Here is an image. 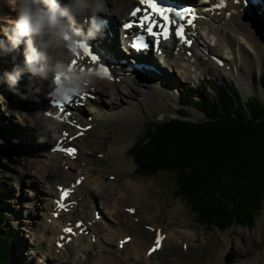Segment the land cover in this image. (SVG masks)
I'll return each instance as SVG.
<instances>
[{
  "label": "rangeland",
  "instance_id": "rangeland-1",
  "mask_svg": "<svg viewBox=\"0 0 264 264\" xmlns=\"http://www.w3.org/2000/svg\"><path fill=\"white\" fill-rule=\"evenodd\" d=\"M9 10L11 11L4 0H0V20L5 22L15 21V19L17 18V13L16 16L12 15L10 14ZM256 15V22H258L259 28L264 31V20L261 18V16H259V14L256 13ZM5 22L0 23V29H2L0 30V39H6V37L4 36V29L12 27V23L6 25ZM119 25L120 24H118L116 27V33H118ZM251 32L255 31L251 29ZM202 33L203 38L208 42V46L210 45L212 49H215L216 45L218 44V37L212 35L208 39L206 35L207 31L203 30L200 32V34L202 35ZM113 35L117 38L116 34ZM243 36H246L248 38L253 37L250 34V29L244 25L240 27L235 34H230V45L234 46L235 44H237L235 42H238L239 39L244 40ZM261 36L262 40H264V32L261 33ZM256 37L258 36L256 35ZM118 38H122L121 34H119ZM118 46L120 47V53L122 50V58H125L126 62L129 59L131 61L133 57H130L129 53H127L126 51H123L124 48L121 44ZM23 51L24 45L22 44L16 52H14L7 58V62L0 61V212H5L8 216L6 218L8 220V232L12 241V245L14 247V263L42 264L43 260L41 259L43 258L44 254L50 252L53 253V255L50 257H55L57 260L52 259L55 262L52 263L51 261L48 264H96V262L101 264H114L115 262L116 264H123V260L127 261L130 259H133L134 261L130 260V262L126 264H134V262H136L137 264H146L143 261L136 260L137 257L136 254H134L135 252L132 248H128L131 250L130 253L128 252L129 256L124 259L121 258L122 261L113 260L115 256L112 253L117 246H115V241H117L118 239L117 234L121 233L122 229H127L134 236V240H132V242L138 243L139 239L137 238V233L134 232L137 226L136 224H134L135 222L132 221L130 223H125V225H122L121 228H119L113 221V217L105 214L108 212H106V210L102 208L101 209L104 210V212L100 209L99 210L102 211L106 215V218L110 221V223L103 222L102 225H99L100 223H97L95 225L96 231L94 232V234L98 233L100 235V239L97 243L102 247V249L100 252L96 253V257L95 250L83 249L82 247H79L80 243H77L78 249L75 248L73 254L75 253L76 255H79L81 257L80 260H77V262L79 261L78 263L72 261L66 254H60L58 252L59 254L56 255V249L37 247L34 242L36 236L31 233L29 234L28 232H25L23 230V222L29 220L31 216L32 220L35 213L43 222L42 219L45 213L44 207L52 202L50 199V194L48 193L46 195L45 193L46 190L44 188V184L37 181L36 179H33V176L29 175L28 171L33 172L40 165V163L44 161L42 159L43 157L46 158L47 156H49V154L51 155V149L49 148L50 151L47 152L45 143L49 144L50 146L51 144H53V142H56L58 140L62 131L69 132L65 126H60V134L58 136L43 140V142L42 137L29 132V127H27L26 123L23 122V119H25V113L31 114L36 110L41 109V101L43 100V97H45V95L40 94V88H33L30 85L26 87L28 83L26 78H22L20 80L19 84L16 86L15 92H9L7 90L6 78H4L3 74L7 71H10L11 68L15 65H22L24 57L23 55H20V53L23 54ZM199 53L201 54L202 52ZM216 56L218 58L220 57V59L222 58V60L225 58L231 59L228 55L225 54ZM248 56V54L242 52L240 49H237L235 51L234 60L232 58L229 62L234 69L233 72L236 71V66H238L239 64L242 66L241 71H239L238 73L241 84H239V82L236 78H234L233 75H225L222 67L217 68L214 65H210V68L208 70L193 71L190 58L187 56H184V61L180 62L181 71L184 72L181 75H173V71L169 65L164 68L162 67V64H159V57L155 58L152 66H154L159 71V73L161 74L160 77L169 75V78H175L176 80V84H174L173 86L174 88H172V91H170V93L176 94V96L174 97L175 100H172L171 98L168 99L166 95L163 96L166 97L167 101L171 103L170 105L176 103L177 107L175 110V115L171 116L168 106L165 109L162 108L161 112H159L157 107H154L150 104H155L154 102H158L159 98L154 99V101L151 100L150 102L144 101V105H142L141 107L140 105H138L141 101V97L143 96L140 93L135 97V99L128 98L125 101H120L119 99L117 100V103H120L122 105L120 108H130L129 105L132 103L134 107H132L131 109L136 111L141 118V124L140 126H138L137 123H139V121L137 120V118L132 117L133 122L129 123V128L132 132L129 131L128 135L123 138L125 140L124 146H127L128 149L127 154L124 155V159L126 156L125 161L130 164L129 171L127 172H121L120 170L116 169L114 164L111 163L114 160L113 158H115V156H106V153L109 151L110 146L113 145L115 139H122L117 122L111 119H107L109 112L115 113V111L117 110V104L106 102L101 107V109L105 111L104 115L107 116H105L106 122L102 126L103 129L105 128V134L103 132L100 138L92 135L82 134L83 138H77L78 140L75 139L71 142L67 140L66 142L67 144H76L79 147L80 151L83 148H89V158L85 156L86 158H82L80 162H69V164L71 165V170L74 173L82 168L84 171H90L91 173H96L97 171L106 174L111 173L114 176L115 180L116 178L118 179V176H121L120 181L116 183V185L120 187H124L123 180L128 179L125 178L124 175L132 177L131 179L137 181L139 185L142 184L143 190L145 192V204L139 207V213L145 214L147 218V214H152V209L156 208L154 216L148 217L155 221L156 226H169L172 231H180V229H182V235H193V237L190 239V242H186L183 238H180L179 240L183 241V245H181V242H179L178 246H167L168 242L166 239L164 247H167L163 248V250L156 255L157 258L154 257L158 260V262H155L156 264H163L164 260H166L168 257L172 256L173 254L174 256H178L179 253L183 255L180 264H237L242 259L246 260V257H250L251 255H255L260 252L264 253V238L259 237V235L262 234V227H264V200L262 202V208L260 209L259 215L255 217L253 226L229 227L224 232H221L218 229H206L205 227L197 223V219L192 213L191 209L180 197L177 196L175 189V180L170 174L161 172L152 178H143L139 175L138 167L134 159L130 156V152L133 146L136 145L137 141H139L141 138L143 139L147 134L146 130L149 125L156 124L158 122L163 123L178 117V113L181 110V93L179 92L180 89L187 91V93H190V91H192L193 95H196L197 91L200 92L205 89V86L208 87L209 85V92L214 96L216 94V90H214V88L218 87V85H223L224 82L228 83L229 85H231L232 83L240 93L244 102H247L249 99L256 97L264 104V88L262 86V83L264 82V63L261 65L260 69L255 68L256 63L253 61L255 65L250 64V62L248 61ZM13 57H15L14 60ZM203 59L205 61L208 60L206 57H203ZM127 64H129V62H127ZM2 69L4 70V72H2ZM161 69L164 70V73L161 71ZM146 79L147 78H142L140 77V75H138L137 79L135 80L139 82H146ZM166 80L164 79L163 81H161V83L166 85ZM100 84L103 89H101L103 95L109 96L114 94V96H118L117 92L113 91V84H109L104 80H101ZM21 94H29V98L22 99ZM170 96L173 97L172 95ZM95 98L96 96H94V99ZM196 98L197 100H199L198 96ZM91 107L93 106L88 102L82 108L84 109V113L88 116L90 113L87 109ZM139 110H141V112ZM121 112H124V109H121L115 114L120 116ZM144 112L148 116L145 115ZM186 113L188 114L189 119L194 122H200L205 118L204 114L194 106L187 108ZM160 116L163 117L162 120H159ZM20 117L22 119H19ZM100 118L101 117L99 116L98 122ZM111 124L117 130V133L116 130L111 126ZM28 132L31 134H29ZM74 135L77 134H71V136ZM91 137H95V139L99 141H96ZM33 143H36L37 146ZM79 160L80 158L78 155V159L76 161ZM58 162L61 163L62 159H58ZM92 167L97 169L92 172ZM62 170L63 169H60L58 171L60 181L69 183L67 180L68 176L66 177V172H63ZM52 178L55 180L54 177ZM59 179H56L55 182H58ZM93 181L95 182L96 180L93 179ZM32 182H34L33 185H31ZM57 184H59V182ZM97 193L98 192L95 191L96 195ZM36 194L37 196H43V199H41L39 202L36 201L38 204H40L39 206H36L37 203L33 202L34 195ZM94 203L96 204L95 207H98L96 198L94 199ZM30 205L32 207H35V211L30 210ZM176 206L182 207L186 212L182 213L183 218L177 217L176 221L170 223L168 220V211L175 208ZM93 208L94 204L90 206V214L86 213L85 217L91 218V214L94 215L98 208H95V210H93ZM112 211L115 212L116 210ZM157 211L158 214L156 215ZM150 223L155 225L152 221H150ZM175 224L176 226H174ZM33 225L34 222L32 221V226ZM104 229H109L111 234L114 236L113 238L109 237V239L113 240V246H108L105 244L104 237L106 234ZM153 238V235H149L147 237V241L152 244ZM37 240L39 239H36V241ZM227 242L228 248L227 251L224 252V248L226 247ZM89 246H92V244H89ZM241 246H243V248H245L246 250H238L237 252V249H239ZM238 253H240L241 255L239 256ZM86 255L87 259L84 260V257ZM222 255H224V259L222 258ZM112 256H114L113 259ZM76 259L77 258H73V260ZM247 262H254V258H250ZM254 264H264V258L262 256L259 257V259H257Z\"/></svg>",
  "mask_w": 264,
  "mask_h": 264
},
{
  "label": "bare ground",
  "instance_id": "bare-ground-1",
  "mask_svg": "<svg viewBox=\"0 0 264 264\" xmlns=\"http://www.w3.org/2000/svg\"><path fill=\"white\" fill-rule=\"evenodd\" d=\"M178 1H180V0H178ZM198 1H200V0H198ZM204 2L202 3L200 10L198 11L200 19H198V30H196L195 33H198L199 31L201 32V31L205 30V31H207L206 35H207L208 39L212 35L217 36L218 37V44L216 45L215 49H212L210 47V45L208 46V44H207L208 42L206 41V39L203 38V33L201 35L199 32V37L197 39L196 38L194 39V41H195L194 45H193L192 49H190V50L185 49V46L183 45L181 47L180 52H175L176 48L178 47V45L175 42H173L172 44H166L165 48L168 50V56L170 57V60H167V58H160L159 64H162V67H164V68H166V66L169 65L173 71V75L174 74L175 75L176 74L181 75L184 72L181 71L180 62L184 61V58L188 55L187 53L191 52L190 60H193V64H191V66L196 67L197 71L208 70L210 68V65H214L218 68V67H220L219 62L222 61V69H223L224 74L225 75H231V76L233 75L234 78L237 79L239 84H241V80L239 79L238 73H239V71H241L242 66L239 64L238 66H236L237 68L235 67L236 71L233 72L234 69L232 68V65L229 62L231 61L232 58L234 60L235 51L237 49H240L242 52L249 55L248 61L250 62V64L255 65L254 64V62H255L256 63L255 68L260 69L261 65L264 63V40H262V36H261V33L264 31L261 28H259L258 22H256L255 19L253 21L248 20L245 17V15H246L245 10L243 12H241L242 7L241 6L235 7L234 6L235 3L233 2V0L225 1L226 3H228L227 9L225 10V8H224V9H222L221 12H219L220 10L214 9L212 4L207 5V6H203ZM105 4H106V8H105L104 13L101 14V16H103L105 19L108 20L109 29L114 34H116L117 36H119V34H121V36H124L125 33L123 31L116 33V27L118 24H121V25L123 24L122 20L128 16L130 9L133 6L138 4V0H105ZM257 7H259V6H257ZM252 9H254V8H252ZM9 12H10V14L16 16V12H14L12 10L11 11L9 10ZM0 21H1L0 23L5 22L2 20H0ZM5 23H6V25L11 24L10 21L5 22ZM85 25H86V22H85V24H83V26H85ZM243 25L247 26L250 29V34L253 37L248 38L246 36H243L244 40L239 39L238 42H235L237 44H235L234 46H231L230 45V42H231L230 34L231 33L235 34L237 32V30L240 27H242ZM251 29L255 32H251ZM0 30H2V29H0ZM256 35L258 37H256ZM119 41H124V38H122V40L119 39L118 37L112 38L108 33H107L106 37H104L103 39H100V41L96 40L97 46L99 48H102L106 52L105 57L108 59L116 60L117 65H120V67L122 68V71L124 72V74H123L120 71L116 70L115 80H104V81L108 82L109 84L114 85L113 91H116L118 96H114V94L109 95V96L103 95L102 94L103 89H102V86L100 84L101 80L96 78L94 80V82L92 83V85L89 86L84 91V93L96 95V98H97L94 102L87 101L93 106V107L87 109L90 113L89 116L84 113V109H82L83 107L81 105H79V108H74L71 110L72 117L70 115V120L71 121L75 120L76 125L78 127H81L82 130H78L77 129L78 127L72 129V127L66 126L64 124L65 122L63 124H61L60 126L61 127L65 126L71 134H77L80 137H82V134H86V135H92V136H96L97 138H100V136L103 134V132L105 134V128L103 129L102 126L105 124V122H106L105 116H107V115H104L105 111L102 110L101 107L106 102H111V103L117 104V110L115 111V113L119 112L121 109H124V112L120 113L121 117L119 115H116L114 112H109L107 119H111V120L117 122V124L119 126L118 127L119 132H120L122 139H119V138L115 139V141L113 142V145L110 146L109 151L106 153V156H109V157L111 155L115 156V158H113V159L118 160V161L113 160L111 163L114 164L116 169L120 170L121 172H127V171H129L130 164L125 161L126 156L124 159V155L127 154L128 149H127V146H124L125 140L123 138H125L128 135V132L131 131V129L129 128V123L133 122L132 117L137 118V120L139 121V123H137L138 126H140V124H141V118L139 117V115L137 114L136 111L131 109L132 107H134L132 103L129 105L130 108H120L122 105L120 103H117V100L119 99L120 101H125L128 98L135 99V97L140 93L143 95L141 97V101L138 104V105H140V107L142 105H144V101L150 102L151 100L154 101V99L159 98L158 102H154L155 104H152V103H150V104L153 105L154 107H157L159 112H161L162 108L165 109L168 106L170 115L171 116L175 115V110H176L177 104L173 103L172 105H170L171 103L169 101H167L166 97H164L163 95H166L168 97V99L171 98L172 100H175L174 97L176 96V94L170 93V91H172L171 89L174 88L173 86H174V84H176V80H175V78H172V79L169 78V75L168 76L163 75L164 77H160L157 74H154V73H151L148 71L133 70L132 67L137 63H146V62H148V60H150L151 63H153L154 58L152 56L146 57L145 59H133L131 61L128 60L127 62H129V64H124V65L121 64L122 60H124L125 58L120 57L119 53H117L116 49L114 48V47H116L117 44H120ZM171 50L173 52L172 54H170V52H169ZM199 52H202V53L200 54ZM127 53H129V52H127ZM222 54L228 55L231 59L225 58L222 60V58L220 59V57L218 58L216 56V55L221 56ZM20 55H23V54L20 53ZM232 55H233V57H232ZM203 57L204 58L206 57L208 60L205 61L203 59ZM227 60H228V62H227ZM81 61L82 60H80V62ZM8 62H9V60H8ZM83 65H85V64L82 63V66ZM117 65L114 67L117 68ZM161 71L164 73V70L161 69ZM2 72H4L3 69H2ZM138 75H140V77H142V78H147L146 79L147 81L146 82L136 81L135 77H138ZM164 79L168 80V81L166 80V82H167L166 85L161 83V81H163ZM141 88H145V89H141ZM170 95H172L173 97H171ZM45 103H46V98L43 97V100L41 101V104H42L41 109L49 111V108H48V106H46ZM160 106H162V107H160ZM139 111L141 112V110H139ZM144 114L147 115L145 112H144ZM90 115H91V117H90ZM99 116L101 118L98 122ZM19 119H22V118L20 117ZM23 122L26 123L27 127H29V132L34 133L37 136H41V134L38 131H34V130H36L35 128L28 126L27 121H25V119H23ZM111 126L113 127L112 124H111ZM31 133H29V134H31ZM116 133H117V130H116ZM59 134H60V132H59ZM52 138H54V137H52ZM91 138H93L96 141H99V140L95 139V137H91ZM33 144H36V143H33ZM55 144H56V142H53V144H51L49 146V144L45 143L47 152H49L50 151L49 148L52 149ZM69 145L74 146L73 143H69ZM36 146H37V144H36ZM61 146H63V143H61ZM88 153H89V148L88 147L86 149L83 148V149H81V152H80V157H79L80 160L79 161H71L68 158L62 157L60 154H57V153H54L51 151V155L49 154V156H47L46 158L43 157L42 159L44 161H42L40 163V165L33 172L28 171L29 175L33 176V179H36L37 181L44 184V188L46 190L45 193H46V195L48 193L50 194V196H51L50 199L52 201L50 204H47L46 207H44L45 213H44V215H43L44 217L42 219L43 222L40 220V218H38V215L36 213H35L32 220H31V218H32V216H31L29 218V220H26L23 222V225H24L23 230L25 232H28L29 234L31 233V234L36 236L34 239V242H35V245L37 247L56 249L55 253L57 255V248H56L57 237L62 236L63 238L67 239V241H68L67 235L66 234L64 235L62 233L64 226L70 225L72 223L71 221L76 222L77 220H81L83 222V226L86 222L87 226L89 227V230L93 229L92 230L93 234L90 235L91 240H90V236H88V237H85L84 235L81 236L80 230L84 229L83 226H82V228L76 227L75 231L71 234L72 242L67 244L64 248H62V254H66L74 262H77V260H80L81 257L79 255H76L75 253L73 254L75 248L78 249L77 243H80L79 247H82L83 249H86V250H90L91 247H93L92 249L96 248L95 252L98 253L102 249V247L97 243L100 239V235L97 233L98 237L96 238L95 244L92 243V238L95 237L94 235H96V234H94V232L96 231L95 225L97 223H100L99 225H102L103 222L110 223L109 219L106 218L105 214H108L110 217H113V221L117 224V226L119 228H121L122 225H125V223H130L132 221L135 222L134 224H136L137 228L134 230V232L137 233V238L139 239L138 243L132 242V240H134V236L127 229H122V231L120 230L121 233L117 234V238L119 240L123 239L124 234H126V233L132 235L133 239L131 240V242H129L128 245L125 246V249L127 250L125 253L126 254H128V252L130 253V251H129L130 249H128V248H132L135 252L134 254H136V257H137L136 260L143 261L144 263L147 261H152L146 255L147 251L150 249L149 246L151 245L147 241V237L149 235H152V234L148 233V231L145 229L140 231V228L142 227L143 224L156 227L155 228L156 230H159L162 228L163 231L165 233H167V235H168L167 236L168 238H166L167 242H168L167 246H169V245L170 246L171 245L172 246H174V245L178 246L179 242H181V245H183V241L179 240L180 238L181 239L183 238L186 242H190V239L193 237V235H191V234H190L191 236L190 235H182V233H181L183 231L182 229H180V231H172V229L169 226H161V227L156 226L155 221H153L151 218H148V217L154 216V214L156 212V208L152 209V214H150V215L147 214V218H146L145 214L139 213V207L142 206L143 204H145V192L143 190L142 184H140L141 185L140 186L138 184V182L133 179L135 181L134 182L131 179L132 177L124 175V177L128 178V179L123 180L124 187H120V186L116 185V183H118L120 181L121 176L120 177L118 176V179L116 178V180H115L114 176L111 173L106 174V173H101L99 171H97L96 173H91L90 171H84L82 168L77 170L74 173L71 170V165L69 164V162H71V163L80 162L82 158H86V157L89 158ZM60 158L62 159V162H61L62 167H61V163L58 162V159H60ZM28 169H29V167H28ZM60 169H63L62 171L66 172V177L68 176L67 180L69 183L60 181L59 176H58V171ZM96 169L94 167H92L91 171L94 172ZM52 177H54L55 180L59 179V181H58L59 184H57L58 182H55V180ZM76 179H81V184L77 188V192L73 198L74 204L77 201V205L74 206V204H72L70 206L71 208H70L69 212H65V211L57 209L55 207V210L52 213V211H53L52 209L54 206L53 205V199L56 198V194H57L56 190L58 189V187H56V186H58V185L59 186H61V185L69 186L71 183L75 182ZM93 179H95L96 181L94 182ZM33 184H34V182L31 183V185H33ZM95 191L98 192L97 195H95ZM36 196H37V194L34 195V199H33V202H35V203H37L41 199H43V196H41V195L37 196V197ZM22 197H23V195H22ZM95 198H96V202H98V207H95V208L96 209L98 208L100 210L105 209L106 212H108V213L104 214L103 213L104 210H102L103 216L100 220L98 219V216H96V212L94 213V215L91 214V218L85 217L86 213L90 214V206L94 203ZM39 205L40 204H38V203L36 204V206H39ZM29 208L31 211H35V207H32L30 205ZM95 208H93V210H95ZM127 208H132L136 211L134 216H131L126 211ZM112 210H116V211L113 212ZM146 210H147V208H146ZM183 212H186V211L182 207H178V206H176L173 209H170L168 211L169 222L173 223L174 221L177 220V217L178 218L182 217ZM55 213L59 214V217L57 219L54 218ZM138 213H139V215H138ZM157 214H158V211H157L156 215ZM136 219H137V221H135ZM50 220H51V223H49ZM93 220H95V221L99 220V221H96L92 226L89 225L88 223L93 222ZM149 220L152 221L155 225L151 224ZM32 221L34 222L33 226H32ZM176 224L174 226H176ZM126 228H127V226H126ZM156 230H155V232H156ZM104 231L106 234L104 237L105 244L108 246H113V244H112L113 240L109 239V237L113 238L114 236L111 234L109 229H104ZM261 233L262 234L259 235V237L264 238V227H262ZM46 234H47V236H46ZM154 235H155V233H154ZM154 235H153V237H154ZM121 236H122V238H120ZM125 236H128V235H125ZM36 239H39V240L36 241ZM61 241L64 242V239H62ZM165 241H164V243H165ZM164 243H163V248L167 247V246L164 247ZM89 244H92V246H89ZM227 248H228V242H227L226 247L224 248V252L227 251ZM238 250L239 251H245L246 249L243 248V246H241L239 249H237V252H238ZM143 253H144V255H143ZM112 254H114V256H115L114 259H113L114 256H112V259L116 261L117 256L115 255V249L113 250ZM29 255H30V253H29ZM52 255H53V253H50V252L44 254L43 258L41 259V260H43L42 264H48L51 261H52V263L55 262L54 260H57V259L55 257H53V258L50 257ZM238 255L240 256L241 254L238 253ZM127 256H129V255H127ZM153 256L151 258H154ZM261 256L264 258L263 252H260V253L255 254V255H251L250 257H246V260L242 259L237 264H254V262H256V260L259 259V257H261ZM96 257H97V255H96ZM73 258H77V259L73 260ZM182 258H183V255L180 253L178 254V256H174V254H173L172 256H170L166 260H164L163 264H180ZM222 258L224 259V255H222ZM250 258H254V262L248 263L247 261ZM52 259H54V260H52ZM117 261H120V259L118 258ZM153 261H154V264H156L154 259H153ZM159 262H161V261H159ZM96 264H101V263L96 262Z\"/></svg>",
  "mask_w": 264,
  "mask_h": 264
},
{
  "label": "trees",
  "instance_id": "trees-1",
  "mask_svg": "<svg viewBox=\"0 0 264 264\" xmlns=\"http://www.w3.org/2000/svg\"><path fill=\"white\" fill-rule=\"evenodd\" d=\"M208 87L196 95L180 89L178 117L149 125L130 156L143 177L170 174L198 224L222 232L251 227L264 200V104L244 102L232 83L218 85L214 96ZM192 106L202 121L189 119ZM6 217L0 212V264H17Z\"/></svg>",
  "mask_w": 264,
  "mask_h": 264
},
{
  "label": "clouds",
  "instance_id": "clouds-1",
  "mask_svg": "<svg viewBox=\"0 0 264 264\" xmlns=\"http://www.w3.org/2000/svg\"><path fill=\"white\" fill-rule=\"evenodd\" d=\"M17 13L12 27L4 29L6 39H0V61L16 52L23 44L22 65H15L3 74L7 90L15 92L22 78L27 86L40 88V94L54 92L58 100L83 93L99 74L73 66L77 47L84 40L102 31L105 0H4ZM81 28L80 25L85 24ZM15 57H13V60ZM59 77V82H57ZM22 99L28 95L22 94ZM48 110L25 113L28 126L35 128L42 141L60 132L61 119Z\"/></svg>",
  "mask_w": 264,
  "mask_h": 264
},
{
  "label": "snow or ice",
  "instance_id": "snow-or-ice-1",
  "mask_svg": "<svg viewBox=\"0 0 264 264\" xmlns=\"http://www.w3.org/2000/svg\"><path fill=\"white\" fill-rule=\"evenodd\" d=\"M140 3L145 5L146 8L144 10V14L140 16L137 26L142 29H145L149 35L153 37H157V43H159L160 36H163L165 40L168 39L169 35L171 34L170 27L171 25L176 23V21L172 20L170 16L167 14L169 10L160 7L157 3V0H140ZM139 12H141L140 8L135 9L132 12V16L134 17L137 16V13ZM177 15L179 16L180 14L177 13ZM157 16L160 17L159 21L156 19ZM188 23H191V20H189ZM132 26H133L132 24L125 25V27H132ZM175 35L179 37L182 40V42L190 44V41H187L184 39V26L183 25H179V27L176 28ZM77 47L80 50H83V52L87 56H90L93 62H96L98 60V57L92 54V51L86 44L80 43L79 45H77ZM132 47L139 49V48H145L147 47V45L143 42V37L141 36L138 38L137 42L133 43ZM76 64H77V61L73 60L72 65L76 66ZM81 70H84V69L81 68ZM98 74L106 78H109V79L111 78V75L109 74V71L107 68H102L101 71L98 72ZM57 82H59V77H57ZM76 95H79V93H77ZM71 100H72V96L66 95L63 101L70 102ZM53 104L60 110L61 113L64 114L63 118L68 119L70 113L66 111L65 103H62L61 100L57 99L53 101ZM58 118L61 119L62 118L61 115H58ZM70 123L76 126L75 121H70ZM64 136H65V140L67 141V139H69L68 133H65ZM71 139H74V137ZM57 150L63 151L65 152V154L70 155L73 158L75 157V154H76V149L71 148V147H68V148L59 147ZM77 183H79V181H77ZM68 194H69L68 191L65 190L62 193V197H66ZM129 211H132V210L130 209ZM65 231L71 232V229L70 228L65 229ZM160 239L162 238H157L156 247H159ZM152 251H155V248L152 249Z\"/></svg>",
  "mask_w": 264,
  "mask_h": 264
},
{
  "label": "water",
  "instance_id": "water-1",
  "mask_svg": "<svg viewBox=\"0 0 264 264\" xmlns=\"http://www.w3.org/2000/svg\"><path fill=\"white\" fill-rule=\"evenodd\" d=\"M162 119H163V117H162V116H160L159 120H162Z\"/></svg>",
  "mask_w": 264,
  "mask_h": 264
}]
</instances>
